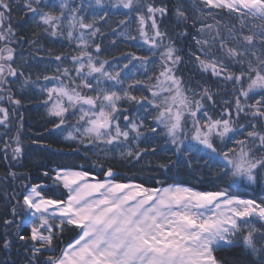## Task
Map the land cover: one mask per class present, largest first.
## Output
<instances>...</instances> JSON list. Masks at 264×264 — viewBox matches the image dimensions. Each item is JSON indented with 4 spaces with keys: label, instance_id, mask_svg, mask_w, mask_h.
Masks as SVG:
<instances>
[{
    "label": "snow or ice",
    "instance_id": "snow-or-ice-1",
    "mask_svg": "<svg viewBox=\"0 0 264 264\" xmlns=\"http://www.w3.org/2000/svg\"><path fill=\"white\" fill-rule=\"evenodd\" d=\"M192 2L196 17H190L181 0L173 14L178 25L191 20L198 34L192 36L196 48L189 49L191 61L231 86V98L218 114H210L215 93L204 85H189L181 74L183 49L162 28L169 15L165 3L0 0V128L5 136L18 118L15 135L3 142L5 158L11 151V159L19 162L25 154L23 116L18 113L24 98L12 89L19 82L21 92L39 89L51 125L32 142L52 150L45 134L62 136L71 142L64 145L68 155L95 156L93 168L99 169L93 173L84 165L39 163L37 171L52 183L22 184V191L13 193V219L4 225L15 224L26 264H233L218 253L235 247L244 249L249 264H264V0ZM14 7L23 17L15 24ZM86 9H92L90 17ZM110 9L126 11L109 31L141 41L147 55L121 53L127 61L122 66L117 57L105 58L99 40ZM214 10L226 13L229 21L217 19ZM33 25L34 38L22 35ZM178 35L190 33L185 27ZM46 37L74 42L75 54L45 50L46 67L55 63L54 73L33 80L17 65L23 57L13 45L37 46ZM129 65L143 69V78L125 72ZM146 156L163 157L156 163L158 172L200 166L215 178L203 189L155 177L151 179L158 187L118 181L116 162L134 168ZM240 187L256 194L242 197L236 194ZM18 209L21 223H15ZM24 223L27 235L21 233ZM66 231L76 233L67 243ZM11 246L12 240L5 238L3 249Z\"/></svg>",
    "mask_w": 264,
    "mask_h": 264
},
{
    "label": "trees",
    "instance_id": "trees-1",
    "mask_svg": "<svg viewBox=\"0 0 264 264\" xmlns=\"http://www.w3.org/2000/svg\"><path fill=\"white\" fill-rule=\"evenodd\" d=\"M77 5L80 4V0H73ZM85 4L89 0H84ZM161 2L165 3L169 8V15L165 18L162 28L166 29L169 34L176 40L177 47L183 49V54L185 56V64L181 65V74L183 75L186 83L196 87L198 85H204L209 87L215 93V109L210 108V114H218L224 106V101L231 98L232 89L230 85L225 84L222 80H218L210 75V73H202L194 61L188 56L189 49L195 50L196 45L192 40L193 35H198L194 28L191 27V20H189L188 25L177 24L176 18L173 14V9L177 5L178 0H156L157 4ZM184 6L188 9L190 17H196L198 15L197 11L193 7L192 3L188 0H181ZM89 17L92 15V9H86ZM126 10L110 9V18L107 24H102V31L105 36L99 42H102V46L105 49V58L112 61L113 57L119 58L117 63L122 66L126 63L121 53L135 52L137 55H147L146 46L141 47V41H127L122 37H117L113 35L109 29L116 27V21L122 19V12ZM223 13V12H222ZM226 15V13H223ZM227 16V15H226ZM13 23L20 21L23 17L19 13L18 9L14 7L13 10ZM228 17V16H227ZM229 18V17H228ZM230 19V18H229ZM134 22H133V34L134 32ZM185 27L190 33L188 37H180L178 35ZM35 26L25 28L22 35H26L28 38H34L32 33ZM115 39L116 44L112 45L111 41ZM17 48L18 53L23 57L17 58V65L22 66L23 70L27 73H31L32 79L35 80L37 75L41 77L43 75H52L54 73L56 64H47L48 57L46 56L45 50L50 49L54 54L64 53L66 56L70 57L75 54V43H70L65 39H53L51 37H46L40 41L37 46H30L27 42L21 45H13ZM111 53V55H107ZM26 61V63H25ZM191 61V62H190ZM133 63H136L135 61ZM66 66H71L70 61L65 62ZM129 70L136 72V75L140 78L143 69L137 68L133 69L129 65V69H125V72ZM41 84L45 83L42 79ZM48 86H51L49 84ZM13 93L18 96H23L24 102L23 107L18 109V113L23 116L24 128L22 131V140L25 146V154L23 158L19 161H13L11 159V151L8 152V158H5V153L3 151V142L8 139V136H14L16 133V127L18 125V118L14 117L13 126L8 130V135L5 136V130L0 128V264L7 261L8 264H26L25 249L22 246L21 241L15 238L16 227L15 224L9 226L8 228L4 225V220L13 219L11 213V205L15 204L16 201L11 199L14 192L18 193L22 191V184L45 182L51 184L52 181L40 175L37 171V165L39 163H44L50 167H56L57 165H84L85 169H92L93 173H98V168H93V163L97 160L95 156H90L87 160L83 159V154L80 156L68 155L69 148L64 147L65 144L71 143L64 141L63 137L57 139L55 136L48 137L45 134V141L51 144L52 150L43 148L41 144H34L32 141L36 138L38 132H43L44 129L50 128L51 125L46 123L47 117L45 116V109L41 104V94L39 89L35 86L29 87L25 91L21 92L19 88V82L12 86ZM138 94V93H137ZM7 102L5 101V104ZM12 107L11 105H7ZM136 113L133 112V115ZM243 122V121H242ZM163 144L161 140L159 142ZM166 147H170L165 145ZM170 155V153H168ZM161 157L146 156L140 164H137L134 168H130L126 163L116 162L114 167L119 172L117 179L119 181L134 180L139 183H143L147 187H158L156 179H162L166 181V184L178 183L187 186L195 187L197 189H203L209 187L208 182L214 180V172L209 168H201L200 166H194L195 170H190L187 167L174 170L172 173H163L155 171L156 163ZM105 166L108 165V161L103 159L100 160ZM42 171V170H41ZM10 172L17 173L18 177L28 175L30 179L22 180L17 178L13 180L9 175ZM155 177L156 179H151ZM103 179L102 176H100ZM204 180L205 183L200 181ZM236 194L240 196H251L255 195L250 188L240 187L237 189ZM21 215H23L20 210H17V216L15 217V223H21ZM29 227L22 224L21 233L27 235ZM8 232L9 235L6 237L5 233ZM76 235L75 232H65V243L72 239ZM7 238L12 240V246L10 249H3V240ZM218 255L226 256L229 260L233 261V264H249V257L246 255L242 247H235L229 249L226 252H220Z\"/></svg>",
    "mask_w": 264,
    "mask_h": 264
},
{
    "label": "rangeland",
    "instance_id": "rangeland-1",
    "mask_svg": "<svg viewBox=\"0 0 264 264\" xmlns=\"http://www.w3.org/2000/svg\"><path fill=\"white\" fill-rule=\"evenodd\" d=\"M188 1H189V2L191 1V2H192V0H188ZM192 5H193V3H192ZM217 12H218V10H214V11H213V15H215L217 19H222L224 22L229 21V18H228L226 15H224L222 12H220L218 15H217ZM208 22H209V23H212L213 21H212L211 19H209ZM118 181H119V180H118ZM136 182H137V181H136ZM145 187H147V186H145ZM24 224H25L26 226H28L27 223H24Z\"/></svg>",
    "mask_w": 264,
    "mask_h": 264
},
{
    "label": "bare ground",
    "instance_id": "bare-ground-1",
    "mask_svg": "<svg viewBox=\"0 0 264 264\" xmlns=\"http://www.w3.org/2000/svg\"><path fill=\"white\" fill-rule=\"evenodd\" d=\"M119 182H128V181H119ZM135 182V181H134ZM136 183H138V182H136ZM187 186V185H186ZM243 197V196H242Z\"/></svg>",
    "mask_w": 264,
    "mask_h": 264
}]
</instances>
